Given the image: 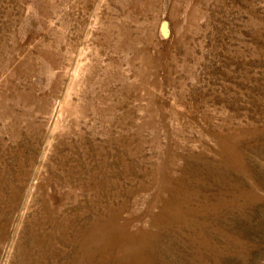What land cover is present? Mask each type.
Instances as JSON below:
<instances>
[{
  "label": "rangeland",
  "instance_id": "1",
  "mask_svg": "<svg viewBox=\"0 0 264 264\" xmlns=\"http://www.w3.org/2000/svg\"><path fill=\"white\" fill-rule=\"evenodd\" d=\"M0 264H264V0H0Z\"/></svg>",
  "mask_w": 264,
  "mask_h": 264
},
{
  "label": "water",
  "instance_id": "2",
  "mask_svg": "<svg viewBox=\"0 0 264 264\" xmlns=\"http://www.w3.org/2000/svg\"><path fill=\"white\" fill-rule=\"evenodd\" d=\"M168 25H167V22L166 21H162L161 23V28H160V34L163 36V37H166L168 36Z\"/></svg>",
  "mask_w": 264,
  "mask_h": 264
}]
</instances>
